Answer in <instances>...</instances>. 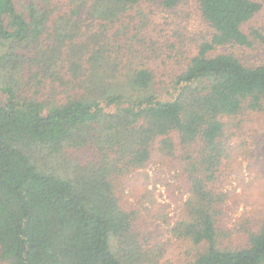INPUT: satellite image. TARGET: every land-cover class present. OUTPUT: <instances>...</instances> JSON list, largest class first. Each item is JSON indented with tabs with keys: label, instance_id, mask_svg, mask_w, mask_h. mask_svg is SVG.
I'll list each match as a JSON object with an SVG mask.
<instances>
[{
	"label": "trees",
	"instance_id": "trees-1",
	"mask_svg": "<svg viewBox=\"0 0 264 264\" xmlns=\"http://www.w3.org/2000/svg\"><path fill=\"white\" fill-rule=\"evenodd\" d=\"M43 1L21 11L18 0H0L3 264H154L121 206L116 180L145 167L154 151L173 153L175 136L183 148H198L185 163L192 180L186 215L171 228L197 249L181 264H264V223L241 246L220 243L209 186L225 155L226 118L264 110V62L217 52L264 40L247 31L262 1L194 0L212 34L167 91L154 87L146 65L127 73L110 64L119 50L106 39L123 18L141 12L143 0H69L73 8L52 33ZM160 1L175 8L187 0ZM62 70L73 87L43 94Z\"/></svg>",
	"mask_w": 264,
	"mask_h": 264
},
{
	"label": "rangeland",
	"instance_id": "rangeland-1",
	"mask_svg": "<svg viewBox=\"0 0 264 264\" xmlns=\"http://www.w3.org/2000/svg\"><path fill=\"white\" fill-rule=\"evenodd\" d=\"M30 1L18 0L20 10H25ZM45 1L48 3L43 1L42 5L51 11L52 33L55 20L69 14L73 5L69 0ZM260 1L263 10L247 24V31H257L264 37V0ZM141 5L140 13L123 18L118 26L120 31L114 27L106 39L113 51L119 50L114 56L111 53L110 64L119 65L120 70L126 67L127 73L146 65L155 74L154 87L167 91L172 78L186 68L203 41L210 39L212 29L194 0H187L175 8L165 7L160 0H143ZM97 24L94 22L92 26ZM84 33L88 35L86 29ZM68 42L66 46L72 40ZM225 51L238 54L249 64L264 62L263 39L252 47L228 44L217 52ZM63 70L60 78L54 79L58 81L54 85L53 80L48 79L41 89L43 94L49 96L55 90L60 92L73 87L64 81ZM110 71L113 74L117 69ZM26 91L29 96L34 87L29 83ZM226 121L225 155L215 180L208 183L211 182L209 186L216 193L219 241L225 246L237 247L264 223V110L244 108ZM173 145V153L154 151L145 167L133 169L116 180L121 206L131 215L142 252L155 255L154 264L185 263L197 251L189 241L174 236L171 228L186 215L185 202L192 180L185 163L187 159L191 161L188 151L194 157L198 148H183L179 136H175ZM0 264H3L1 259Z\"/></svg>",
	"mask_w": 264,
	"mask_h": 264
}]
</instances>
